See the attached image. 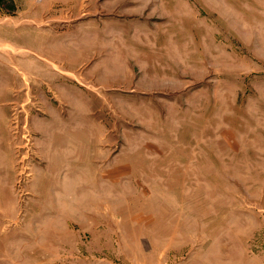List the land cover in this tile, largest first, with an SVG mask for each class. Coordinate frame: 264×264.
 <instances>
[{
	"label": "rangeland",
	"instance_id": "1",
	"mask_svg": "<svg viewBox=\"0 0 264 264\" xmlns=\"http://www.w3.org/2000/svg\"><path fill=\"white\" fill-rule=\"evenodd\" d=\"M142 249L264 264V0H0V264Z\"/></svg>",
	"mask_w": 264,
	"mask_h": 264
},
{
	"label": "crops",
	"instance_id": "2",
	"mask_svg": "<svg viewBox=\"0 0 264 264\" xmlns=\"http://www.w3.org/2000/svg\"><path fill=\"white\" fill-rule=\"evenodd\" d=\"M150 248H152V246H150ZM164 254L159 252L158 249L151 251H144V249H142V258L137 259V261L134 260L135 262H133V259L128 254V259L122 256V260H120L122 262L119 264H169V258Z\"/></svg>",
	"mask_w": 264,
	"mask_h": 264
}]
</instances>
